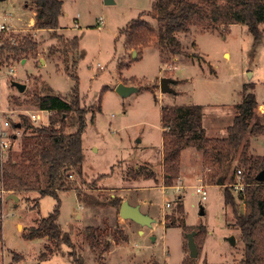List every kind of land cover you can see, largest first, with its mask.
Segmentation results:
<instances>
[{
    "label": "rangeland",
    "instance_id": "rangeland-1",
    "mask_svg": "<svg viewBox=\"0 0 264 264\" xmlns=\"http://www.w3.org/2000/svg\"><path fill=\"white\" fill-rule=\"evenodd\" d=\"M154 1L63 0L60 27L54 32L33 26L36 9L30 0H0V15L13 14L8 20L10 31L31 32L40 43L38 53L0 64V120H10V131L18 135L12 146L18 149L25 128L14 127L13 121H21L22 115L36 114V121L30 118L37 125L49 123V111L39 110L32 102L34 91L44 92L49 86L54 94L71 100L76 80L65 68L72 69L73 53L66 56L62 49L66 39L78 36L80 45L74 53L78 59L76 74L81 105L89 113L83 134L85 180L78 179L77 187L104 201L117 196L129 198L132 204L142 203V210L154 218L150 226H142L120 216L121 204L97 207L80 200L74 189L59 191L58 221L71 234L86 264H240L245 245L240 230L233 224V209L225 204L226 184L207 179L208 168L200 149L182 150L179 178L173 184L181 181L192 186L204 180L207 198L185 189L184 210L179 212L175 189L162 191L166 185V167L161 162L162 113L166 105L200 104L202 122L223 133V122L232 115L234 119L235 105L243 99L245 84H254L248 91H255L257 101L263 105L264 24L259 42L247 24L234 23L228 30L195 26L178 34L186 54L164 57L157 40L134 54V49L126 47L121 30L139 17L157 27ZM52 47L57 49L54 54H50ZM164 76L175 80L171 83L175 92L160 91ZM15 82L25 84L26 89L21 92ZM119 83L138 90L123 96L116 91ZM99 105L101 110L97 109ZM257 114L264 123L259 106ZM249 139V153L263 161L264 134ZM101 174L107 176L100 178ZM235 180L241 181L238 176ZM8 194L1 190L0 183L4 231L0 264H72L71 247L67 244L58 247L45 237L26 238L31 227L54 208L56 197H40L31 191L18 195L20 199L16 201ZM166 196L173 199L170 207L165 206ZM87 226L101 229L98 251L86 241ZM192 231L199 250L196 258L190 256L188 233ZM104 242L110 243L107 251ZM44 252L47 258L41 259Z\"/></svg>",
    "mask_w": 264,
    "mask_h": 264
},
{
    "label": "trees",
    "instance_id": "trees-1",
    "mask_svg": "<svg viewBox=\"0 0 264 264\" xmlns=\"http://www.w3.org/2000/svg\"><path fill=\"white\" fill-rule=\"evenodd\" d=\"M30 1L36 9L33 26L37 30L56 32L60 27L63 0ZM153 6L157 27L139 17L131 20L121 30L127 48L139 52L157 40L162 56H179L186 54L183 43L178 38L179 33L189 32L195 26L211 29L221 27L228 30L234 23L247 24L255 41L262 39L264 0H155ZM64 42L63 54L67 56L73 53L72 69L69 66L65 68L76 80L72 98L67 100L62 95L54 94L49 86H45L44 92H33L32 102L37 108L49 111V123L37 125L25 115H22L21 121L12 122L14 127H24L25 131L19 139L18 149L12 146L5 154L0 150V183L1 190L7 193L21 195L35 191L40 197L47 194L55 196L57 203L54 208L46 218L31 227L26 238L45 237L58 247L67 244L71 247L72 264H86L72 241L71 234L62 229L58 221L61 215V198L58 192L74 189L80 200L97 207L120 205L123 199L115 196L104 201L77 187L78 179L85 180L83 134L87 129L89 110L81 105L79 76L76 74L78 59L74 53L80 45L78 36ZM39 48L40 43L31 32L21 34L2 31L0 64L10 59L22 60L30 54L38 53ZM51 50L50 54L57 51L54 47ZM248 87L253 89L254 84L247 83L243 86V99L235 105L237 114L226 137L207 136L200 104L163 106L164 143L161 162L166 167L165 183L173 184L179 178L182 150L187 147L200 149L208 168L207 179L214 184L219 181L226 184L225 204L233 209V224L240 230V238L245 245L240 264H264V181L256 178L258 172L264 168V160L249 153V136L264 134V123L257 114L259 105L256 94L248 91ZM97 109L101 110V106ZM17 138L18 135H12V140ZM238 169L243 173L241 179L244 187L241 190L235 189L236 180L233 181L238 176ZM73 176L75 178H71ZM106 176L107 174H101L99 177ZM96 183L97 181L94 182ZM38 204L37 201L34 205ZM176 209L183 212L182 198L177 200ZM86 232L88 245L98 251L99 244L102 243L101 229L87 226ZM3 233L0 220V240L3 239ZM103 245L106 251L110 248L109 242H104ZM47 246L48 250L52 249L49 244ZM40 258H47L46 252Z\"/></svg>",
    "mask_w": 264,
    "mask_h": 264
},
{
    "label": "water",
    "instance_id": "water-1",
    "mask_svg": "<svg viewBox=\"0 0 264 264\" xmlns=\"http://www.w3.org/2000/svg\"><path fill=\"white\" fill-rule=\"evenodd\" d=\"M113 0H106L107 3L112 2ZM136 51L134 50V54ZM175 82V80L171 77L164 76L160 81V91L162 92H175V90L171 87V83ZM18 89L23 92L26 89V85L22 83L15 82ZM137 87L133 85H126L124 83H119L116 87V91L119 92L123 96H128L132 92H137ZM19 126V124H18ZM257 180L264 181V168L260 170L256 176ZM221 185H224L222 181L218 182ZM9 198H14L16 201L20 199V197L15 193L8 194ZM120 216L124 219L134 220L142 226H150L154 221V218L151 214L145 213L141 210L139 204H131L128 200L122 201L120 205ZM201 213H204V208H202ZM231 241L235 244L234 237H231ZM188 242L190 246V256L192 258H196L199 254L197 242H195V231L188 233Z\"/></svg>",
    "mask_w": 264,
    "mask_h": 264
},
{
    "label": "built area",
    "instance_id": "built-area-1",
    "mask_svg": "<svg viewBox=\"0 0 264 264\" xmlns=\"http://www.w3.org/2000/svg\"><path fill=\"white\" fill-rule=\"evenodd\" d=\"M13 14L12 12L5 13L3 16L0 15V18L3 17V20L0 21V33L2 31L9 32L11 30L10 24H9V19L12 18ZM34 121L37 120V115L36 114H31L30 116ZM10 120L9 119H1L0 120V150L2 151L3 154H5L9 149L12 148V131H10ZM238 177L240 178L241 181H237L234 183V187L236 190H241L244 187V182L241 179L242 176V171L240 169L237 170ZM169 188H174L176 193L175 198L180 199L183 197V194H185V189L190 191L189 188L191 189V192H193L196 195H201L203 199L207 198V191H206V183L204 180L199 182V184H195L192 186L188 185H183L181 181L179 183L171 184V185H164L162 188V191L164 193L167 192ZM165 206L170 207L172 205L173 199L170 198L169 196H166L165 199Z\"/></svg>",
    "mask_w": 264,
    "mask_h": 264
},
{
    "label": "crops",
    "instance_id": "crops-1",
    "mask_svg": "<svg viewBox=\"0 0 264 264\" xmlns=\"http://www.w3.org/2000/svg\"><path fill=\"white\" fill-rule=\"evenodd\" d=\"M36 14V13H35ZM34 22H35V18L32 20V23L34 24ZM226 54V53H225ZM224 54V55H225ZM255 92V91H254ZM255 94H256V92H255ZM257 98V97H256ZM258 102V101H257ZM258 105H259V107L261 108V110H262V113H264V109H262V107L264 106V104L262 105V103H259L258 102ZM235 108H236V106H235ZM236 114H237V109H236ZM235 114V115H236ZM259 115H260V113H259ZM262 116V115H261ZM232 117H233V115H232ZM232 117H231V119H226V120H224V129H225V131L222 133V132H218V129H216V127L214 128V127H211L210 125H207L205 122H202L203 124H204V127H205V130H206V134H207V136L208 137H226L227 135H228V128L232 125V121H233V119H232ZM260 117V116H259ZM220 133V134H219ZM211 135V136H210ZM216 135H222V136H216ZM163 148V147H162ZM10 194V193H9ZM122 201H124V200H122ZM128 201L131 203V200L128 198ZM132 204V203H131ZM140 205V204H139ZM140 208H141V210H142V208H144L143 207V205H142V203H141V205H140Z\"/></svg>",
    "mask_w": 264,
    "mask_h": 264
}]
</instances>
